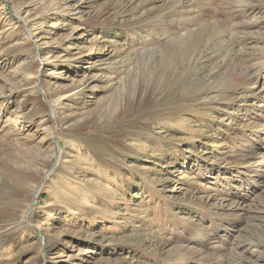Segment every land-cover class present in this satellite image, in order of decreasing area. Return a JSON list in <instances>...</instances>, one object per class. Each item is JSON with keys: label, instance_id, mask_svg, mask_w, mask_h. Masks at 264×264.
Segmentation results:
<instances>
[{"label": "rangeland", "instance_id": "obj_1", "mask_svg": "<svg viewBox=\"0 0 264 264\" xmlns=\"http://www.w3.org/2000/svg\"><path fill=\"white\" fill-rule=\"evenodd\" d=\"M0 264H264V0H0Z\"/></svg>", "mask_w": 264, "mask_h": 264}, {"label": "bare ground", "instance_id": "obj_2", "mask_svg": "<svg viewBox=\"0 0 264 264\" xmlns=\"http://www.w3.org/2000/svg\"><path fill=\"white\" fill-rule=\"evenodd\" d=\"M252 166V165H251ZM36 191H38V190H36ZM33 194V193H32Z\"/></svg>", "mask_w": 264, "mask_h": 264}]
</instances>
